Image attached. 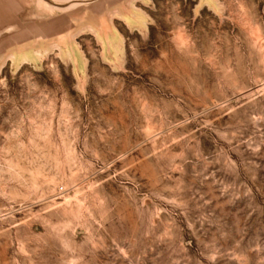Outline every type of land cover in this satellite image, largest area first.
<instances>
[{
	"label": "rangeland",
	"instance_id": "374dc122",
	"mask_svg": "<svg viewBox=\"0 0 264 264\" xmlns=\"http://www.w3.org/2000/svg\"><path fill=\"white\" fill-rule=\"evenodd\" d=\"M111 1L0 70V264H264V0Z\"/></svg>",
	"mask_w": 264,
	"mask_h": 264
},
{
	"label": "water",
	"instance_id": "95a60500",
	"mask_svg": "<svg viewBox=\"0 0 264 264\" xmlns=\"http://www.w3.org/2000/svg\"><path fill=\"white\" fill-rule=\"evenodd\" d=\"M73 1L75 0H67L66 3L59 4L51 0H44L45 3L52 7L64 9V11L51 15L43 10L41 17L38 18L35 14V1H33V4H28L27 14L24 15L26 21H24L22 25L24 26L26 24V29L20 31L21 23L19 9L21 7V0H4L3 13L0 17V45L5 46L9 43H19L21 46L26 43V39L29 37L35 38L36 40L39 39L44 41L46 38L50 40L54 38V36H59L58 31L64 29L66 25L84 21L91 13H100L98 12L100 11L98 8L81 10L76 7L79 3H73ZM76 1L91 6L101 0ZM111 2H113V0ZM105 3L108 4L110 2L105 1Z\"/></svg>",
	"mask_w": 264,
	"mask_h": 264
},
{
	"label": "crops",
	"instance_id": "0c3cea01",
	"mask_svg": "<svg viewBox=\"0 0 264 264\" xmlns=\"http://www.w3.org/2000/svg\"><path fill=\"white\" fill-rule=\"evenodd\" d=\"M3 2L4 0H0V17L3 13V8H4V5H3ZM2 23V21H1ZM77 26V23H72L70 25H66L64 27V29H61L60 31H58L59 33V36H62L64 33L67 32V28L68 26ZM95 31L97 32L98 36H100V38L102 39V41L104 42H109L110 41V38L108 36H104V31L101 29V28H98V29H95ZM50 39V38H49ZM26 43H24L23 45H19V43H15V44H7V45H0V70L4 67L5 63L7 61L10 60L11 57H16V58H25V57H29L31 55H35L37 53H42V50L41 51H37V48H36V39L35 38H32V37H29L26 39ZM45 40H48L47 38ZM63 41L66 42V46H68V40L66 38V36H64L63 38ZM59 46L62 47V46H65L64 44L62 43H59ZM70 47L72 49H75V46L74 44L71 42L70 43Z\"/></svg>",
	"mask_w": 264,
	"mask_h": 264
}]
</instances>
